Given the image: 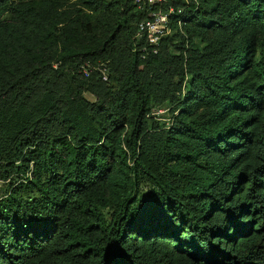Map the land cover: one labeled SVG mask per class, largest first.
I'll return each instance as SVG.
<instances>
[{
	"label": "trees",
	"instance_id": "16d2710c",
	"mask_svg": "<svg viewBox=\"0 0 264 264\" xmlns=\"http://www.w3.org/2000/svg\"><path fill=\"white\" fill-rule=\"evenodd\" d=\"M168 6L0 0V264H264V0Z\"/></svg>",
	"mask_w": 264,
	"mask_h": 264
},
{
	"label": "built area",
	"instance_id": "2783aa9c",
	"mask_svg": "<svg viewBox=\"0 0 264 264\" xmlns=\"http://www.w3.org/2000/svg\"><path fill=\"white\" fill-rule=\"evenodd\" d=\"M138 8H145L146 12H149L145 19L141 20L137 24L138 33L139 32L146 36L147 45L155 50L158 44L160 36L167 31V24L169 20V14L173 11L172 7L167 8L166 11H155L152 6L156 3L165 2V0H132ZM102 79H106V75L102 71Z\"/></svg>",
	"mask_w": 264,
	"mask_h": 264
},
{
	"label": "rangeland",
	"instance_id": "374dc122",
	"mask_svg": "<svg viewBox=\"0 0 264 264\" xmlns=\"http://www.w3.org/2000/svg\"><path fill=\"white\" fill-rule=\"evenodd\" d=\"M149 12H146V16ZM84 96L88 99H92V97L88 94H84ZM150 113L154 115V117L156 118V122L159 121L160 123H165V121H167V113H166V109L163 107V108H157L155 106H152L151 109H150ZM150 114V115H151ZM1 186H0V191H1Z\"/></svg>",
	"mask_w": 264,
	"mask_h": 264
}]
</instances>
